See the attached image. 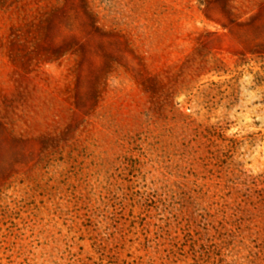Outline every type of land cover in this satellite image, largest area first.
<instances>
[{"label":"rangeland","instance_id":"obj_1","mask_svg":"<svg viewBox=\"0 0 264 264\" xmlns=\"http://www.w3.org/2000/svg\"><path fill=\"white\" fill-rule=\"evenodd\" d=\"M0 264H264V0H0Z\"/></svg>","mask_w":264,"mask_h":264}]
</instances>
